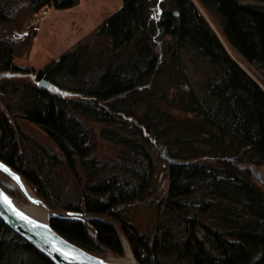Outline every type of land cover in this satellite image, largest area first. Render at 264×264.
Returning <instances> with one entry per match:
<instances>
[{"label":"trees","instance_id":"16d2710c","mask_svg":"<svg viewBox=\"0 0 264 264\" xmlns=\"http://www.w3.org/2000/svg\"><path fill=\"white\" fill-rule=\"evenodd\" d=\"M121 1L88 36L34 69L14 62L31 35L13 29L44 6L66 9L78 0H0V73H23L0 77V159L50 209L89 215L52 217L50 225L98 256L123 252L104 216L119 224L140 264H264V189L248 169L264 165V90L192 0ZM198 1L217 17L229 45L264 72V0ZM42 78L69 94L39 86ZM82 118L107 125L102 136L127 150L121 165L89 156ZM16 119L39 126L65 164L82 169L77 202L60 195L49 175L59 157L26 145V136L15 134ZM156 141L179 162L163 161L167 185L146 235L119 206L155 190L149 149ZM114 168L119 173L101 175ZM0 264L53 263L0 220Z\"/></svg>","mask_w":264,"mask_h":264},{"label":"rangeland","instance_id":"374dc122","mask_svg":"<svg viewBox=\"0 0 264 264\" xmlns=\"http://www.w3.org/2000/svg\"><path fill=\"white\" fill-rule=\"evenodd\" d=\"M192 1L196 5L199 12L206 19L210 27L217 34L231 57L235 59L238 64L248 74H250L264 90L263 70L257 67L255 64L245 60L229 45L223 35L222 27L215 15L206 10L198 0ZM121 4V0H78L77 4L66 9H57L49 5L44 6L40 9V12L46 10L47 13L44 16L39 17V20L35 22V12L28 20V24L22 26L21 28L13 29V31L17 30L19 34V31L29 29L32 23L33 25H36V30L30 29L31 31L28 32V34L31 35L30 48L22 54L14 56V62L20 66L34 69L44 66L50 60L58 58L64 50L72 47L78 41L84 39L91 32H93L100 25L102 20L117 10ZM159 43L161 42L159 41ZM171 91H173L172 88L170 89V92ZM143 108L144 106H141L140 111H142ZM82 121L88 127L91 138L89 156L95 158L98 161L104 162L107 167H111L116 163H119L118 166L121 165L122 159L120 157L122 154H125L127 150L125 147L102 136L101 129L105 127L106 124L101 121L83 118ZM15 122V134L19 135V131L22 132L26 136V145L29 146L27 142L32 141L38 146L44 147L50 152H53L57 157H59V162L51 167V172L49 175L52 178L54 184H56L55 186L58 189V193L60 195L77 202L78 198L81 196V190L86 180L79 165L76 163L74 169L69 168L62 160V153L59 148L39 126L23 119H16ZM156 143L157 145L153 144V148L149 149L153 156V160L156 162L155 173L153 176L155 190L149 196L147 195V197L142 201H135L131 204L119 206L122 215H124L127 220L135 225L139 231L145 233L146 235H149L153 232L154 223L158 216L156 201L159 195H161L165 190L167 185L164 176L165 163L163 162L166 160L161 156V149L166 150V146H163V143L160 141H156ZM257 169L264 176V165H258ZM107 173H119V170L117 168L109 169L106 172L101 173V175H106ZM22 178L28 184L35 196H37L43 201L44 204H46L45 201L37 195L35 187L29 183L25 177L22 176ZM259 184L264 189V184ZM0 185L9 194V196L16 199L18 202L24 200L21 193L14 186L8 183L6 175L1 171ZM47 209L49 210L50 208L47 206ZM53 211L65 213V211L59 209ZM83 216L86 218V214ZM103 218H106L109 222H112L110 223L114 226L119 236L123 252L122 254L118 255L105 249L99 256L105 259L113 258V260H122L126 256V251L129 250L134 262H137L132 253L129 242L121 231L119 224L109 217Z\"/></svg>","mask_w":264,"mask_h":264},{"label":"water","instance_id":"95a60500","mask_svg":"<svg viewBox=\"0 0 264 264\" xmlns=\"http://www.w3.org/2000/svg\"><path fill=\"white\" fill-rule=\"evenodd\" d=\"M175 14H177V11H175ZM22 75L23 73L14 71H5L0 73V77ZM37 84L48 90L60 92L62 95L69 94V92L61 90L58 86L43 78L38 80ZM9 121L13 124L10 118ZM154 144L157 145L156 142H154ZM161 156L167 162H179V160L171 158L165 149H161ZM221 158L229 160L239 166V164L236 163L232 157L224 156ZM0 166H2L0 167L1 172L2 169H5L9 175L16 174L21 176L16 170L1 159ZM248 169L255 180L264 184V176L255 166L250 165L248 166ZM9 199V194L0 185V220L3 221V223H5L11 230L23 237L33 247L43 253L53 264H117L93 254L81 246L69 241L50 225V219L52 217H75L82 219L85 217L83 216L84 214L73 211L61 213L53 210L51 211V209H49L48 218L45 222H43L34 219L19 210ZM40 201L43 206L47 208L46 204H44L42 200ZM21 216H23V218H21ZM86 217H89V215L86 214ZM99 217L103 218L104 216ZM135 263L140 264L138 262Z\"/></svg>","mask_w":264,"mask_h":264},{"label":"bare ground","instance_id":"6f19581e","mask_svg":"<svg viewBox=\"0 0 264 264\" xmlns=\"http://www.w3.org/2000/svg\"><path fill=\"white\" fill-rule=\"evenodd\" d=\"M19 32H20L19 34L18 33L16 34L27 35L26 33H24V30ZM2 172L6 175L8 183L14 186L24 198L23 201L18 202L16 199L10 196L9 200L11 201V203L15 205L19 210L27 214L28 216L45 222L48 218L49 210L43 206L42 202L31 191L30 187L25 182V180L21 176L16 174L9 175L5 169H2ZM111 259H107V260L117 264H136L129 250L126 251V256L124 259L122 260H113V258Z\"/></svg>","mask_w":264,"mask_h":264},{"label":"built area","instance_id":"2783aa9c","mask_svg":"<svg viewBox=\"0 0 264 264\" xmlns=\"http://www.w3.org/2000/svg\"><path fill=\"white\" fill-rule=\"evenodd\" d=\"M47 13V11L46 10H43L42 12H40V10L38 11V12H36L35 14H34V20H35V22L37 21V20H39L38 18L39 17H42V16H44L45 14ZM36 25H33V23L30 25V28L29 29H25L24 30V33H26V34H28V32H30L32 29L33 30H36V27H35ZM31 29V30H30ZM14 33H18V31L17 30H14Z\"/></svg>","mask_w":264,"mask_h":264},{"label":"snow or ice","instance_id":"6c2138e0","mask_svg":"<svg viewBox=\"0 0 264 264\" xmlns=\"http://www.w3.org/2000/svg\"><path fill=\"white\" fill-rule=\"evenodd\" d=\"M0 167H2V166H0ZM21 218H23V216H21Z\"/></svg>","mask_w":264,"mask_h":264}]
</instances>
